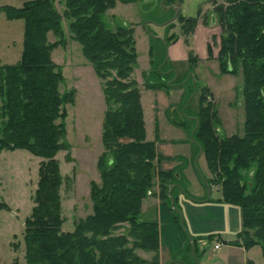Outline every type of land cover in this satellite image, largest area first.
<instances>
[{
    "label": "trees",
    "instance_id": "obj_1",
    "mask_svg": "<svg viewBox=\"0 0 264 264\" xmlns=\"http://www.w3.org/2000/svg\"><path fill=\"white\" fill-rule=\"evenodd\" d=\"M19 1V8L0 7L7 20L23 22L19 61L0 65V151L24 150L40 159L33 206L24 220L22 264H160L158 256L144 260L136 253L137 249L157 252L160 246L158 225L139 221L138 215L154 176L164 197L163 186L173 180L170 187L178 185L180 174L155 173L162 155L155 142L146 140L141 95L128 80L136 64L132 29L105 23L104 13L114 6V0H63L68 30L103 80L107 107L101 135L104 152L97 162L100 183L90 185L92 212L71 232H62L59 191L63 179L56 154L64 148L63 105L73 94L60 92L61 72L51 54L63 43V30L54 0ZM127 1L134 0H122ZM164 2L173 5L171 0ZM211 2L220 28L218 71L241 78L242 133L217 135L213 128L217 112L207 88L202 89L195 115L188 114L184 106L193 93V81L181 115L194 122L191 142L197 153L201 148L211 176L205 182L209 188L216 187L220 201L240 210L237 244L247 250L259 247L264 258V0ZM49 34L58 40L49 42ZM156 42L163 56L145 77L146 86L173 87L168 83L176 71L164 68L168 61L163 63L164 45L169 44ZM207 53L211 57L209 46ZM194 61L189 57L185 63L189 66ZM124 223L131 228L128 235H115Z\"/></svg>",
    "mask_w": 264,
    "mask_h": 264
},
{
    "label": "rangeland",
    "instance_id": "obj_2",
    "mask_svg": "<svg viewBox=\"0 0 264 264\" xmlns=\"http://www.w3.org/2000/svg\"><path fill=\"white\" fill-rule=\"evenodd\" d=\"M0 3L19 6L20 1L0 0ZM171 3L179 9L183 0H171ZM166 7L170 6L165 5L164 0L162 4L161 0L127 2L114 0V6L105 11L103 19L112 28L125 26L133 31L136 64L128 80L136 85L141 95L140 104L146 140L155 142L162 155L163 161L157 166L155 173L169 171L172 175L178 172L180 174L178 185L176 184L178 189L186 188L189 191L191 187L197 188L198 192L195 196L202 201V199H207L209 195L200 174L207 182L210 181L211 176L202 155L197 160V166L194 164L197 148L189 137L194 122L181 115L182 102H186L191 94V81H193L195 83V93L192 102L188 105V114L194 116L202 89L207 88L212 94L217 112L218 121L213 125L217 135L220 138L235 134L240 135L244 120L241 78L240 76L221 75L218 71L216 58L219 49L220 28L216 17L212 14L213 5L211 0H189L191 15L184 17L178 11L177 16L181 19H178V17L172 21L170 20L172 12L168 11ZM54 8L60 17L63 43L52 51L51 58L61 72L60 92L62 94H73L71 100L65 101L63 105L65 115L63 119L64 135L61 142L64 148L56 154L60 175L63 179L59 191L61 216L63 218L61 231L71 232L76 223L92 212V203L89 198L90 185L100 183L97 162L104 152L101 135L107 106L103 96V80L97 76L91 64L83 56L80 45L73 39L68 30V21L63 16L65 11L64 1L54 0ZM212 18L214 22L211 21ZM191 19L194 21L190 25ZM163 23L165 25L161 26ZM197 25L207 28L206 45L211 48V57L208 58L207 53V57L202 60L198 59L196 53H199L198 48H204L202 37L206 32L203 30L192 37ZM8 31L9 33H7ZM0 32V37L4 43L10 38L15 42L14 47L10 49V59H8L9 62H13L15 60L14 56L17 55L18 57L21 52L23 22L21 20L9 22L1 13ZM157 37L163 42L165 40L164 44H171L178 39L183 40L187 47V59L190 57L195 60L194 64L190 62L189 66L186 63L171 64L169 62L164 66L165 69L177 70V77L174 82L184 81L185 84L182 86L175 85L174 82H172L173 87L148 88L146 86L145 77L150 70L156 69V63L163 56V48L156 42ZM48 40L54 42L58 40V37L49 34ZM190 41L193 42L192 45L189 44ZM164 46L167 48L166 45ZM190 47L195 49L196 53ZM4 52L7 53L6 50ZM150 60H152L151 63ZM152 80L156 81V78H152ZM163 85H165V82ZM27 154L30 159L28 165L24 161L18 162L16 160H7L6 164L8 173L6 174L4 195L9 205V212L13 213V217L9 221L10 229L8 227L7 229L8 241L12 242L11 250L14 251V264L24 262L23 224L24 220L30 215L33 206V194L38 179V162L40 159L29 153ZM157 181V176H154L152 186L141 202L138 220L154 222L158 225L159 250L152 252L137 249L136 253L144 260H150L152 257L158 256L160 264H167L170 258L166 255L165 250L175 254L179 248L184 247L187 255L192 252L191 247L188 246L187 235L184 232L186 229L185 218L177 203L179 190H172L178 214L171 209L167 199L169 184H172L171 182L174 180L167 181L163 186L166 189L161 192L164 197L160 195ZM210 189L213 198L216 187L210 185ZM186 195L188 196V192ZM152 198L157 199L161 205L157 206ZM180 215L184 228L181 227L179 222ZM130 229V226L124 223L115 230L114 234L127 236ZM210 247L209 240H205L204 244H199L190 263L224 264L218 260L216 252L212 253L210 251ZM1 250L5 251L6 246L3 248L1 244ZM258 258H261L260 255Z\"/></svg>",
    "mask_w": 264,
    "mask_h": 264
},
{
    "label": "crops",
    "instance_id": "obj_3",
    "mask_svg": "<svg viewBox=\"0 0 264 264\" xmlns=\"http://www.w3.org/2000/svg\"><path fill=\"white\" fill-rule=\"evenodd\" d=\"M4 6L19 8L21 6V2L19 6L5 5L0 3V7ZM179 9H177V12L179 11L184 17H188L192 13L189 10V0H183V3L181 4ZM1 13L3 12H0V14ZM9 22H17V20ZM203 30L206 32V34L202 37V45H204V48H198L199 53H196L195 49L190 47L191 49H193V51L198 56V59L200 60L207 57L206 44L208 30L205 27L197 25L192 35V37H194L196 33ZM7 33H9V31ZM190 43L191 41L189 42V44ZM14 44L15 42L12 38L8 39L7 42L4 43L3 39H1L0 37V65H11L19 61L21 52L18 57L17 55L14 56L15 60L13 62L8 61V59H10V49L14 47ZM20 45L22 46V41ZM4 50H6L7 53H5ZM186 50L187 47L183 40L178 39L177 41L169 44L167 48H165L167 61L171 64L185 63V61L187 60ZM26 152H24V150L0 151V264H14L15 261L14 251L11 250L12 242L10 243V241H8L9 235L7 227L10 229L9 221H11L13 213L9 212V205L6 200V196L4 195V189H6V174L8 173L6 164L7 160H16L18 162L24 161L26 162V165H28L27 163L28 161H30V159L27 153L29 152ZM190 189V192L186 188L178 189L179 195L177 203L180 206L183 217L185 218L186 230L191 238V243L188 242V246L191 247L192 245V253L187 255L184 247H182L181 249L179 248L175 252V254H172L171 252L165 250L166 255L170 258V261H168L167 264H191L190 262L191 259L194 258L193 255H195L194 253L196 247L201 243L204 244L205 240H209V244L211 245L210 251L212 253L216 252L218 260H220L224 264H245L247 261H253L256 264H264V258L261 256L259 247H252L247 250L239 243L237 244V235L241 231V213L239 208L237 206L220 201L219 195L216 191L214 197L212 198L211 189L208 198L204 200L202 199V201L201 199H197L195 196V194L198 192L197 188L191 187ZM185 190H187L188 196L186 195L187 192H185ZM152 200L157 206L161 205L157 199L152 198ZM216 243L219 244L218 249H214V245ZM1 244L3 248L6 246L5 251L1 250ZM2 253L3 255H1ZM197 253L199 254V251ZM259 255L261 258H258Z\"/></svg>",
    "mask_w": 264,
    "mask_h": 264
},
{
    "label": "water",
    "instance_id": "obj_4",
    "mask_svg": "<svg viewBox=\"0 0 264 264\" xmlns=\"http://www.w3.org/2000/svg\"><path fill=\"white\" fill-rule=\"evenodd\" d=\"M162 2H163V0H161V4H162ZM166 9H168V10H172V11L174 12V16L172 17L171 21L174 20L175 17H176V15H177V8L174 7V6H171V7H166ZM211 21L214 22V19L212 18ZM166 62H167V56L165 55V58H164L163 63L165 64ZM176 77H177V76H176V72H174V78L168 83V85H172V86H174L172 82L175 81ZM178 85H180V84H178ZM194 93H195V86H193V93H192V95L189 97V99H188L187 103L185 104L184 108L187 107V106L189 105V103L191 102V100H192V98H193V96H194ZM195 128H196V126H195ZM195 128H194V129H195ZM193 132H194V130H192V132H191V134H190V139H191L192 142H194V140H193ZM200 156H201V148L198 146V153L196 154V156H195V160H194V164H195V165H196L197 160H198V158H199ZM196 166H197V165H196ZM196 169H197V167H196ZM199 174H200V173H199ZM200 177L202 178V180H203V182H204V184H205V186H206V189H207V191H208V195H209L210 188H209V186L207 185V183L205 182V180L203 179V177L201 176V174H200ZM175 186L178 188V186H177L176 184L172 185V186L169 188V190H168V194H167V195H168V198H169V201H170L171 209L178 213V210H177V208H176L175 205H174V198H173V196H171V190H172V188L175 187ZM178 214H179V213H178ZM179 222H180L181 227L184 228V227H183V221H182L181 215H180V221H179ZM184 232L186 233L187 238H188L189 242L191 243V238H190L189 234L187 233L186 229H185ZM191 250H192V245H191Z\"/></svg>",
    "mask_w": 264,
    "mask_h": 264
},
{
    "label": "flooded vegetation",
    "instance_id": "obj_5",
    "mask_svg": "<svg viewBox=\"0 0 264 264\" xmlns=\"http://www.w3.org/2000/svg\"><path fill=\"white\" fill-rule=\"evenodd\" d=\"M170 7L171 6H173V5H169ZM170 12H172V16L171 17H173V15H174V12L172 11V10H169ZM177 18V15H176V17H175V19ZM172 19V18H171ZM170 19V20H171ZM166 23V22H165ZM163 25H165L164 23L163 24H161V26H163ZM157 39H160L159 37H157ZM161 40V39H160Z\"/></svg>",
    "mask_w": 264,
    "mask_h": 264
},
{
    "label": "built area",
    "instance_id": "obj_6",
    "mask_svg": "<svg viewBox=\"0 0 264 264\" xmlns=\"http://www.w3.org/2000/svg\"><path fill=\"white\" fill-rule=\"evenodd\" d=\"M218 248H219V244L216 243V244L214 245V249H218Z\"/></svg>",
    "mask_w": 264,
    "mask_h": 264
}]
</instances>
